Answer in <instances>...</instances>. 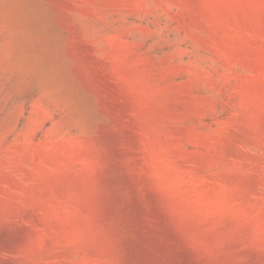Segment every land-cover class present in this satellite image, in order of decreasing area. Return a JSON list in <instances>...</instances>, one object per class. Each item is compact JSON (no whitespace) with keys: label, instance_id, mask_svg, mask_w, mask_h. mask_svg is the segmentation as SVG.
I'll return each instance as SVG.
<instances>
[{"label":"rangeland","instance_id":"rangeland-1","mask_svg":"<svg viewBox=\"0 0 264 264\" xmlns=\"http://www.w3.org/2000/svg\"><path fill=\"white\" fill-rule=\"evenodd\" d=\"M0 264H264V0H0Z\"/></svg>","mask_w":264,"mask_h":264}]
</instances>
